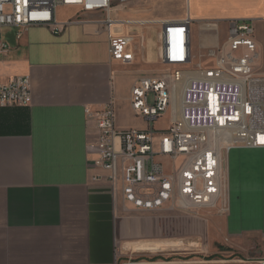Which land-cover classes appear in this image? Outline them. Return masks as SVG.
<instances>
[{"label": "crops", "instance_id": "1", "mask_svg": "<svg viewBox=\"0 0 264 264\" xmlns=\"http://www.w3.org/2000/svg\"><path fill=\"white\" fill-rule=\"evenodd\" d=\"M73 14L72 8L56 11L63 25L58 35L40 26L28 28L19 41L11 29L0 35L10 46L0 58V82L28 76L31 83L29 106L0 108V264H119L129 246L150 250L144 242L166 247L195 236L212 244L217 256L211 264L263 258L264 148L232 147L223 154L226 211L220 216L187 221L162 211H123L120 193L105 180L108 173L93 165L97 154L87 152L97 130L85 111L112 102L117 129L147 127L129 98L138 78L158 75L160 27L117 29L134 40L133 60L123 64L110 59L107 34L96 24H68ZM111 16L137 22L188 18L191 64L202 67L213 63L208 55L224 44L230 21H253L264 70V0H133L115 5ZM171 249L134 264H204Z\"/></svg>", "mask_w": 264, "mask_h": 264}, {"label": "built area", "instance_id": "2", "mask_svg": "<svg viewBox=\"0 0 264 264\" xmlns=\"http://www.w3.org/2000/svg\"><path fill=\"white\" fill-rule=\"evenodd\" d=\"M131 1L0 0V35L11 29L19 41L28 28L35 26L58 35L63 25L57 21L56 11L72 8L74 14L68 24H96L107 34L110 59L128 64L134 57L133 36L117 29L159 26L160 62L180 69L172 74L140 77L133 84L130 106L147 127L117 129L112 102L93 113L86 110V115L95 120L97 130L96 140L86 146L87 152L97 154L93 165L108 173L105 180L115 195L120 193L125 213H190L208 209L223 214V154L232 147L264 148V70L255 23L230 21L224 44L208 55L213 63L193 66L187 31L190 20L137 22L111 16L115 5ZM88 13H98L102 18L86 20ZM9 51L8 43L0 41V58ZM182 80L185 85L179 118L173 119L165 130H156L154 123L168 110L172 111L175 87ZM30 104L28 76L0 82V108ZM254 264H264V257L254 260Z\"/></svg>", "mask_w": 264, "mask_h": 264}, {"label": "rangeland", "instance_id": "3", "mask_svg": "<svg viewBox=\"0 0 264 264\" xmlns=\"http://www.w3.org/2000/svg\"><path fill=\"white\" fill-rule=\"evenodd\" d=\"M180 68L177 67H169L166 65H163L162 63H160V68L157 72V74H172L173 72L179 70ZM175 94V93H174ZM176 95L173 97V102H172V106L174 105V103L176 104V99H175ZM149 104H152V97L149 96ZM173 110V107H172ZM173 111L168 110L162 117H161V122L156 121L154 123V128L159 130L158 127L161 125V123H166L169 125V123L173 120ZM175 118V117H174ZM178 118V117H177ZM160 120V119H159ZM159 122V123H158ZM155 147L157 145L158 142V136H155ZM164 215H168V216H180L182 218H184L187 221H192L194 220V218H205L207 219L208 217H212L213 216H220L221 214L216 212L215 210H196L194 212H188V213H181V212H170L167 210H162ZM208 216V217H206ZM156 219V218H155ZM164 219V218H162ZM178 239H181V237H177ZM182 238V240H172V241H168L169 243H171V245H167L165 247V243L162 242H144V243H148L150 245L149 248H151L150 250H145L147 248L144 247H138V245H136V247H132L131 250H128L126 255L125 253L122 255L123 257H120L119 259V264H125L128 261H131V263L136 262L137 260H142V259H147V255L148 254H156L158 253V249H165V248H172L171 250L173 251L172 253H183L185 255H182L184 258H188L189 260H192L193 258H197L200 262H203L204 264H211V261L215 260L214 257L212 256L213 254V248H212V244L209 242H204L202 241V239L198 236H195L194 238H189V239H185ZM178 242H180L182 245H178ZM177 243V244H176ZM159 244V245H158ZM180 246V247H177ZM130 248V247H129ZM140 250H145V251H140ZM133 251V252H132ZM138 251V252H136ZM140 251V252H139ZM135 252V253H134ZM120 256V255H119ZM136 256V258H135ZM141 256V257H139ZM130 257V258H129ZM138 257V258H137ZM153 256H151L150 258H152ZM172 258H177L175 256H172ZM194 260V259H193ZM228 260V258L226 259ZM224 264H232V263H224Z\"/></svg>", "mask_w": 264, "mask_h": 264}, {"label": "bare ground", "instance_id": "4", "mask_svg": "<svg viewBox=\"0 0 264 264\" xmlns=\"http://www.w3.org/2000/svg\"><path fill=\"white\" fill-rule=\"evenodd\" d=\"M184 85H185V80H182L175 87V92H174L175 94H174V96L176 95L175 99L177 101H176V104L174 103V105L172 106L173 107V110L172 111H173V115H174L173 116V119H177V117L179 118V116H180V107H181V99H182V89H183ZM129 247H130V249L132 248V246H129Z\"/></svg>", "mask_w": 264, "mask_h": 264}]
</instances>
